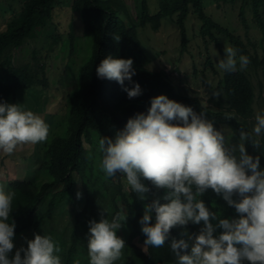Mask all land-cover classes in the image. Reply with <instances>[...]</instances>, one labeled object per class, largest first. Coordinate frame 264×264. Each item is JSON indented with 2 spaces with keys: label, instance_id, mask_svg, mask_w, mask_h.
I'll return each mask as SVG.
<instances>
[{
  "label": "trees",
  "instance_id": "obj_1",
  "mask_svg": "<svg viewBox=\"0 0 264 264\" xmlns=\"http://www.w3.org/2000/svg\"><path fill=\"white\" fill-rule=\"evenodd\" d=\"M56 4L57 0H24L21 10L0 30V102L12 104L18 91L49 85L45 63L36 57V52L33 62L17 65L14 63V51L27 40L35 38L37 31L47 26L53 17ZM250 4L253 19L264 29V0H251ZM190 6L201 21V35L204 39L209 37L215 42L222 59L224 49L215 31L226 35L238 55L249 58L252 67L264 69V51L261 55L257 51L256 42L248 35L245 39L208 15L203 0H159V9L154 14L149 10L148 1L141 0L138 17L129 22L119 16V13L126 10L123 0L73 1L71 8L80 13L84 33L93 39V50L80 66L78 87L69 96L63 132L53 134L44 148L39 169L49 173L51 179L40 183L36 180L18 179L9 182L11 190L16 193L13 212L9 217V222L16 224L14 244L17 236L23 232H28L30 239H34L35 234L43 235L45 220L57 212L66 198L73 196L76 173L84 189V204L72 217L64 264H74L80 251L88 255L89 222H99L102 212L104 218L111 220L117 212H121L120 201L124 203L125 215L131 226L128 233L130 259L138 264H178L170 249L171 238L188 240L191 234H199L203 222L200 225L189 222L184 227L173 228L169 240L161 248L148 246L145 250L142 249L133 242V238L140 237L144 242L146 240L139 223L145 205L153 199H160L161 203H165L163 197L167 190L158 189L151 182L145 181L151 191L147 194V200H140L131 187L125 190L122 183L117 181L109 184L107 193L102 194L95 184L98 172L94 153L100 152L99 140L103 136L114 138L130 118L138 113H147L152 98L159 95H166L169 99L189 106L198 114L203 111L215 127L228 125L238 139L241 129L252 132L250 118L254 113L255 86L240 67L237 66L234 72H221L217 85L211 86L210 100L215 106H209L199 96L178 89L166 71L154 70L148 66L149 60L141 46L138 27L150 24L153 30H158L162 18L175 17L181 34V50L185 51L189 40L185 20ZM239 16L243 24H246L242 8ZM60 38L62 36L58 34L54 41L57 43ZM68 38L70 50L73 52L76 47V34L72 24L69 26ZM108 56L131 58L134 61L135 75L131 81L125 79L121 85L114 80L97 77L96 67ZM135 83L141 86L142 94L129 99L125 89L134 87ZM216 93H219V98L214 99ZM226 113H234L235 118L226 119ZM260 139V149H255L250 143L246 144V149L249 155L259 156L260 166L264 167V136ZM85 142L89 144V148L85 146ZM1 165L0 157V173ZM115 177L124 176L118 173ZM200 198L210 211L216 212L221 218L231 219L238 216L235 208L230 207L211 189ZM44 200L46 206L43 209ZM154 217L155 214L152 223H155ZM212 223L215 225L218 221L213 220ZM222 231L223 229L217 228L214 236ZM87 262L89 264V257Z\"/></svg>",
  "mask_w": 264,
  "mask_h": 264
},
{
  "label": "clouds",
  "instance_id": "obj_2",
  "mask_svg": "<svg viewBox=\"0 0 264 264\" xmlns=\"http://www.w3.org/2000/svg\"><path fill=\"white\" fill-rule=\"evenodd\" d=\"M238 59L242 70L250 63L245 55ZM133 63L131 58L108 56L96 67L97 77L123 85L135 75ZM218 68L236 71L235 49L225 46ZM125 91L129 99L142 94L138 83ZM225 118L234 119L235 114L226 113ZM255 121L252 132L241 129L238 143L229 146L223 129L218 130L203 111L198 114L159 95L152 98L147 113L130 118L114 138L99 140L100 169L107 177L123 175L140 200H147L151 191L145 181L167 190L165 203L153 199L145 205L139 221L145 248L163 247L175 227L203 222L199 234H191L188 240L171 238L170 249L178 264H264V170L260 157L249 155L246 149L248 143L260 149L264 114L257 112ZM48 135L49 126L40 116L20 104L0 102V151L11 155L18 146L44 142ZM209 189L234 207L238 216L221 218L210 211L200 198ZM81 195L77 193L78 198ZM15 196L14 191L0 187V264H61L57 255L61 249L51 235L35 234L34 239H26V247L16 248V224L9 222ZM126 219L123 212L111 220L102 212L99 222H89V264H114L121 258L126 242L117 232ZM213 220L218 223L214 225ZM217 228L223 231L214 236Z\"/></svg>",
  "mask_w": 264,
  "mask_h": 264
},
{
  "label": "rangeland",
  "instance_id": "obj_3",
  "mask_svg": "<svg viewBox=\"0 0 264 264\" xmlns=\"http://www.w3.org/2000/svg\"><path fill=\"white\" fill-rule=\"evenodd\" d=\"M74 0H57L54 14L47 26L37 31L35 38L27 40L21 47L14 51V63L33 62V56L45 63L46 74L49 79L47 87H34L30 90H21L16 93L12 104H20L23 110H30L40 116L49 126V135L46 141L37 144L20 145L13 154L8 155L0 151L2 158L0 179L2 188L7 192L11 190L9 182L12 179L36 180L37 183L51 179L49 173L40 170L42 155L46 142L55 134L63 132L65 116L69 106V96L78 87V73L80 66L90 57L93 50V39L84 33V25L78 11H73L71 5ZM126 10L119 13L125 22L136 19L139 15L141 0H123ZM149 10L152 14L159 9V0H147ZM24 0H0V30L6 22L23 5ZM251 0H203L205 12L212 16L222 26L227 27L237 35L246 39L248 35L257 44V51L262 55L264 51V29L257 25L253 19ZM243 9L246 24L240 18V9ZM70 24L73 25L76 34V47L73 52L70 50L68 32ZM185 25L188 34V44L185 51L181 50V34L175 17L166 16L162 18V24L158 30H153L150 24L138 27V35L141 46L148 57V66L154 70H164L169 75L172 83L183 92L197 95L204 104L215 106L210 100L212 97L211 86L217 85L221 79V72L218 62L222 59L215 42L208 37L206 39L200 33L201 21L191 10L186 17ZM60 34L57 43L54 37ZM220 39L222 48L232 47L226 35L215 31ZM209 41V42H208ZM234 49V48H233ZM237 53V51H236ZM237 53V66L239 65ZM211 62V63H210ZM251 78L255 86L254 113L250 122L254 128L255 115L257 112L264 114V69H255L250 64L243 69ZM217 99L216 95L213 96ZM223 129L226 139L230 145H236L238 138L234 136L226 124L216 127ZM64 134V133H62ZM262 137L264 134L261 135ZM89 148V144L85 142ZM97 163L96 186L101 189L102 194L107 193L109 184L120 181L125 190L129 189L126 178L107 177L100 169L102 155L96 152ZM237 156L239 153H235ZM261 170L264 167L260 166ZM75 189L72 197L66 198L56 213L48 217L43 225V234L51 235L58 243L61 251L57 253L61 257V264L65 263V254L69 246L70 226L73 215L84 204V189L80 177L74 174ZM81 193V197H77ZM46 206L43 201L42 208ZM121 212L125 215L124 203L120 201ZM126 216V215H125ZM130 222H126L117 235L120 236L126 245L122 250V256L114 264H138L130 259L128 250ZM26 239H30L28 232L19 234L15 241L16 248L26 247ZM133 242L146 249L144 241L140 237H134ZM10 254V258L14 256ZM89 256L85 252L78 253L80 264H88ZM170 264V263H162Z\"/></svg>",
  "mask_w": 264,
  "mask_h": 264
}]
</instances>
